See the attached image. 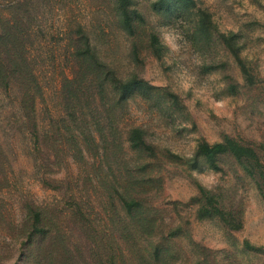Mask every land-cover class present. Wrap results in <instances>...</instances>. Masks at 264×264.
<instances>
[{"label":"rangeland","instance_id":"374dc122","mask_svg":"<svg viewBox=\"0 0 264 264\" xmlns=\"http://www.w3.org/2000/svg\"><path fill=\"white\" fill-rule=\"evenodd\" d=\"M121 2L0 0V264H264V0Z\"/></svg>","mask_w":264,"mask_h":264},{"label":"trees","instance_id":"16d2710c","mask_svg":"<svg viewBox=\"0 0 264 264\" xmlns=\"http://www.w3.org/2000/svg\"><path fill=\"white\" fill-rule=\"evenodd\" d=\"M120 7L122 13L125 16V25L131 27L129 20V15L127 12V4L125 0H121ZM152 45L155 48L156 52H160L159 39L156 34H152ZM141 130L135 128L133 130V135L131 140L133 145L138 146L143 143L141 141ZM197 152L199 155L203 156L210 164L214 165L216 157L221 154H230L238 160H244L246 162L245 168L250 174L255 175L257 167L261 166V158L256 152V150L249 146L240 143L239 141L226 137L222 141L209 143V142H200L197 147Z\"/></svg>","mask_w":264,"mask_h":264}]
</instances>
